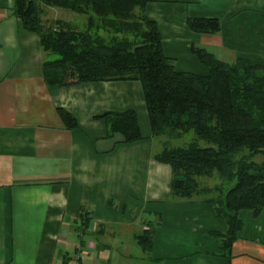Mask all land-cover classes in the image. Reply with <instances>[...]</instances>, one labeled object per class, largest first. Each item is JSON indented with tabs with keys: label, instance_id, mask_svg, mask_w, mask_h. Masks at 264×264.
Returning a JSON list of instances; mask_svg holds the SVG:
<instances>
[{
	"label": "crops",
	"instance_id": "obj_1",
	"mask_svg": "<svg viewBox=\"0 0 264 264\" xmlns=\"http://www.w3.org/2000/svg\"><path fill=\"white\" fill-rule=\"evenodd\" d=\"M147 1L176 71L208 73L191 45L222 62L264 65V0ZM188 18H216L220 31L193 33ZM51 58L13 15L12 0H0V264H68L74 252L80 264H131L133 251L146 264H264V209L255 218L239 212L227 258L208 235L226 225L203 198H171V169L154 159L163 141L151 135L138 81L51 87L42 76ZM57 108L79 127L67 130ZM127 110L144 139L115 144L120 137L95 117ZM148 223L156 225L150 255L137 243Z\"/></svg>",
	"mask_w": 264,
	"mask_h": 264
},
{
	"label": "trees",
	"instance_id": "obj_2",
	"mask_svg": "<svg viewBox=\"0 0 264 264\" xmlns=\"http://www.w3.org/2000/svg\"><path fill=\"white\" fill-rule=\"evenodd\" d=\"M147 2L12 0V13L25 31L37 34L41 49L55 57L42 64L48 86L138 81L152 137L180 139L186 134L194 135V140L183 147H172L163 141L154 159L171 169V198L201 197L214 216L225 223L223 233L208 235L218 240L222 254L229 258L231 245L242 227L239 212L250 210L255 218L264 209V65L245 58L222 62L206 49L191 45V53L208 73L176 71L174 60L163 52L158 24L145 13ZM43 7L85 15L87 29L79 31L60 21L46 28L41 22ZM96 18L123 37L106 40L93 35ZM186 23L193 33L217 34L221 21L188 18ZM57 112L67 130L79 127L69 112L63 108H57ZM95 119L105 122L109 137H120L115 144L144 139L134 110L106 112ZM256 155L262 157L261 162L252 160ZM214 174L219 184L200 186L201 178ZM79 218L84 232L90 218L85 211ZM155 227L148 223L137 237L148 255ZM65 258L63 262L67 263Z\"/></svg>",
	"mask_w": 264,
	"mask_h": 264
},
{
	"label": "rangeland",
	"instance_id": "obj_3",
	"mask_svg": "<svg viewBox=\"0 0 264 264\" xmlns=\"http://www.w3.org/2000/svg\"><path fill=\"white\" fill-rule=\"evenodd\" d=\"M42 16H41V22L44 25V27L46 28H53L56 24V22L60 21V22H64V23H71V25L79 30V31H84L87 29V16L85 15H79V14H75L60 8H51V7H43L42 8ZM96 21H98V24L96 27L91 29V33L93 35H98V36H102L103 38H105L106 40H109L111 37H117V38H122V34L121 33H117L114 31L113 28H111L109 25L104 26V24L101 22H99V18L95 19ZM162 141H167L169 143L170 146L172 147H183L188 145L190 142H192L194 140V135L193 134H186L183 137H181L180 139H169L166 137H162L159 138ZM158 139H156V143H157ZM255 163H259L262 161V157L260 155H256L253 157L252 159ZM200 186L202 187H212L214 185L219 184V180L217 179L216 175L214 174L212 177L210 178H201L199 180ZM216 239V238H215ZM134 252V251H133ZM131 252V254H133L132 257V261L131 264H146L145 263H141L140 260H137V252ZM78 254V253H77ZM71 255L73 256L74 253ZM135 256V257H134Z\"/></svg>",
	"mask_w": 264,
	"mask_h": 264
},
{
	"label": "built area",
	"instance_id": "obj_4",
	"mask_svg": "<svg viewBox=\"0 0 264 264\" xmlns=\"http://www.w3.org/2000/svg\"><path fill=\"white\" fill-rule=\"evenodd\" d=\"M79 255L78 254H74L73 256H71L70 261L68 264H80L79 263Z\"/></svg>",
	"mask_w": 264,
	"mask_h": 264
}]
</instances>
